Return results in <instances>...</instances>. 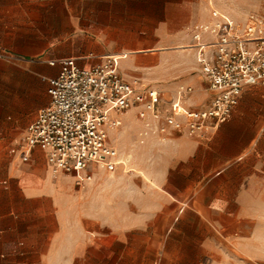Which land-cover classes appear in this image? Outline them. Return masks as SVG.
<instances>
[{"label": "crops", "instance_id": "0c3cea01", "mask_svg": "<svg viewBox=\"0 0 264 264\" xmlns=\"http://www.w3.org/2000/svg\"><path fill=\"white\" fill-rule=\"evenodd\" d=\"M210 8L200 15L192 0H0V264H264L262 86L247 88L206 140L144 136L136 110L126 112L142 127L129 171L146 179L152 197H104L101 213L83 195L92 180L52 177L41 146L27 159L10 148L49 105L66 58L88 67L115 56L125 79L162 91L164 107L180 84L194 89L186 109L205 107L211 94L191 46ZM128 12L139 14L132 25ZM127 160L114 170L93 166V177Z\"/></svg>", "mask_w": 264, "mask_h": 264}, {"label": "built area", "instance_id": "2783aa9c", "mask_svg": "<svg viewBox=\"0 0 264 264\" xmlns=\"http://www.w3.org/2000/svg\"><path fill=\"white\" fill-rule=\"evenodd\" d=\"M192 38L211 94L205 107L183 106L194 91L184 84L177 87L169 108L164 107L162 91L138 78L125 79L115 56L88 67L66 58L50 82L49 105L37 111L24 131L19 143L23 158L41 146L52 177L72 174L84 186L93 178V166L114 170L125 164L110 133L122 126V115L130 110H136L144 136L165 140L177 131L206 140L237 108L247 88L264 87V15L236 19L211 6L209 20L193 30Z\"/></svg>", "mask_w": 264, "mask_h": 264}, {"label": "rangeland", "instance_id": "374dc122", "mask_svg": "<svg viewBox=\"0 0 264 264\" xmlns=\"http://www.w3.org/2000/svg\"><path fill=\"white\" fill-rule=\"evenodd\" d=\"M194 8L198 14L205 13L204 6H213L222 12H225L236 19H243L246 15L254 13L264 15V0H192ZM198 8V9H197ZM225 10V11H223ZM139 14L127 13L128 25L134 24L133 19ZM133 28H128V31ZM145 32L147 30H133ZM202 99V98H199ZM124 119L123 126L115 132H111V141L120 151L121 160H127V155H130L125 166H120L114 172L99 170L94 174L92 181L83 189L84 197L89 198L90 205L96 212H102V200L104 197H110L112 200L119 196L135 195L143 199L152 197L151 185L146 183V179L136 172L129 171L131 168H136L135 149L140 144L141 123L136 120L134 113L129 112L122 115ZM23 138V130L18 132L17 140L10 142V148L13 152L19 148V143ZM149 165V159L144 161V167ZM141 183V191L139 185Z\"/></svg>", "mask_w": 264, "mask_h": 264}]
</instances>
